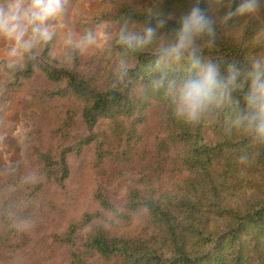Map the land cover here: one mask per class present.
Listing matches in <instances>:
<instances>
[{
  "label": "trees",
  "instance_id": "trees-1",
  "mask_svg": "<svg viewBox=\"0 0 264 264\" xmlns=\"http://www.w3.org/2000/svg\"><path fill=\"white\" fill-rule=\"evenodd\" d=\"M192 2L123 1L113 19L131 17L139 28L149 22L151 12L173 13L176 19L168 20L162 29L170 32L179 27V16ZM237 5L236 0L232 8ZM200 7L217 20L216 47L206 49L205 57L243 63L260 51L247 46L245 33L236 36L234 16L226 25L220 24L222 3L218 15L207 0H201ZM155 22L152 18L151 23ZM115 58L114 53L110 56L105 51L104 65L94 74L46 70L49 78L57 74L66 80L69 90L62 96L72 98L89 132L78 148L94 143L100 162L112 158L125 170L130 164L137 177L120 208L102 192L97 197L104 210L114 218H125L128 224L99 223L80 234L98 217L87 215L85 223L73 224L63 234L62 242L71 247L70 264H264V155L256 157L249 150V160L240 163L238 158L245 148L241 137L226 138L219 123L185 124L172 116L161 94L149 91L141 95L139 87L152 75L154 58L150 53L134 57L130 73L133 85L111 90ZM148 110L157 119L154 127L145 116ZM137 113L141 117L129 129L128 120ZM67 116L56 129L60 142L67 140L71 126L75 127L74 115ZM102 124L103 128L93 133ZM205 129L213 139L207 138ZM153 131L157 137L152 144ZM67 151L70 149L60 155L63 174L67 172ZM40 159L43 172L49 175L50 156L42 153Z\"/></svg>",
  "mask_w": 264,
  "mask_h": 264
},
{
  "label": "rangeland",
  "instance_id": "rangeland-1",
  "mask_svg": "<svg viewBox=\"0 0 264 264\" xmlns=\"http://www.w3.org/2000/svg\"><path fill=\"white\" fill-rule=\"evenodd\" d=\"M123 1L128 0H72L68 28L83 34L102 23L118 26L114 11ZM237 1L236 8L243 0ZM207 2L217 15L221 3L222 14L228 11V0ZM234 19L236 36L245 33L247 46L259 48L254 39L264 32V0L256 13ZM62 39V35L58 36L54 45L45 48L38 60L27 63L22 71L11 74L0 68V264H70L71 247L62 242V236L71 225H82L87 215L98 217L80 234L99 223H129L104 210L97 197L102 192L120 208L137 179L132 165H126L125 170L120 161L112 158L100 162L94 143L78 148L89 132L72 98L62 96L69 90L66 80L57 74L51 79L46 72L52 68L94 74L103 67L105 47L110 42L101 40L86 55L67 62ZM5 47V42L0 41V61ZM67 114L74 115L75 127L71 126L70 137L60 142L56 129L60 121L68 119ZM145 116L154 127L157 119L152 112L148 110ZM140 117L137 113L128 120L129 129ZM103 126L94 128L93 133ZM205 130L207 138L213 139L210 130ZM156 137L153 131L149 143L153 144ZM65 149L70 151L65 152L67 172L63 174L60 155ZM42 153L52 161L49 175L43 172Z\"/></svg>",
  "mask_w": 264,
  "mask_h": 264
},
{
  "label": "clouds",
  "instance_id": "clouds-1",
  "mask_svg": "<svg viewBox=\"0 0 264 264\" xmlns=\"http://www.w3.org/2000/svg\"><path fill=\"white\" fill-rule=\"evenodd\" d=\"M261 2L243 0L232 10V0H228L220 24L226 25L233 16L256 13ZM200 3L193 0L190 9L179 16V27L170 32L162 29L168 20L176 19L174 14L154 11L139 28L127 17L118 26L102 23L76 34L67 25L72 0H0V41L6 44L0 68L11 74L24 70L60 35L67 62L86 55L103 40L110 42L106 53L116 57L109 87L118 91L134 83L130 75L134 57L150 53L152 75L139 87L140 94H161L172 116L185 124L219 123L226 138L241 137L245 148L238 160L245 163L249 150L256 157L264 155V32L254 39L260 51L243 63L205 57L206 49L216 47L217 20Z\"/></svg>",
  "mask_w": 264,
  "mask_h": 264
}]
</instances>
